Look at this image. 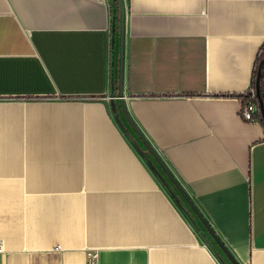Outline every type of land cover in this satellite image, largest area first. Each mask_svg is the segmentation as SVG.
Instances as JSON below:
<instances>
[{
	"label": "crops",
	"instance_id": "crops-1",
	"mask_svg": "<svg viewBox=\"0 0 264 264\" xmlns=\"http://www.w3.org/2000/svg\"><path fill=\"white\" fill-rule=\"evenodd\" d=\"M122 2L0 0V264H264V0Z\"/></svg>",
	"mask_w": 264,
	"mask_h": 264
},
{
	"label": "built area",
	"instance_id": "built-area-1",
	"mask_svg": "<svg viewBox=\"0 0 264 264\" xmlns=\"http://www.w3.org/2000/svg\"><path fill=\"white\" fill-rule=\"evenodd\" d=\"M258 113L257 93L253 88H250L246 94V102L242 109V117L247 121H255ZM4 252L3 242L0 240V253ZM88 257L91 264H97V253L95 251H88Z\"/></svg>",
	"mask_w": 264,
	"mask_h": 264
},
{
	"label": "trees",
	"instance_id": "trees-1",
	"mask_svg": "<svg viewBox=\"0 0 264 264\" xmlns=\"http://www.w3.org/2000/svg\"><path fill=\"white\" fill-rule=\"evenodd\" d=\"M111 2H112V7L114 9V11H113L114 18L116 21H118V23H121V19L123 16V2H122V0H111ZM261 80H262V77H261ZM256 86H257L256 80L254 79L252 82L251 88L256 87ZM246 94L240 96V97H243L244 102H246ZM261 96L263 97V100H264V95H263L262 91H261ZM258 111H259V113H257V117L264 126V115L260 110H258Z\"/></svg>",
	"mask_w": 264,
	"mask_h": 264
},
{
	"label": "rangeland",
	"instance_id": "rangeland-1",
	"mask_svg": "<svg viewBox=\"0 0 264 264\" xmlns=\"http://www.w3.org/2000/svg\"><path fill=\"white\" fill-rule=\"evenodd\" d=\"M262 74H263V70L261 69V63H260V66H259V69H258V78H259V75L262 76ZM253 89L257 93V106H258V110H260L261 112L263 110V112H264V100H263V97L261 96V91L263 89L262 83H261V87L260 88H258L256 86V87H253ZM261 108H262V110H261Z\"/></svg>",
	"mask_w": 264,
	"mask_h": 264
},
{
	"label": "water",
	"instance_id": "water-1",
	"mask_svg": "<svg viewBox=\"0 0 264 264\" xmlns=\"http://www.w3.org/2000/svg\"><path fill=\"white\" fill-rule=\"evenodd\" d=\"M123 25H124V14H123V16H122V19H121V28H122V30H123ZM120 77H121V81H122V69H121V75H120ZM260 79H261V76L259 75V78H258V82H257V87L258 88H260ZM260 90V89H259ZM261 110H262V108H261ZM262 113H263V115H264V112H263V110H262ZM182 192V194L185 196V198L187 199V200H189V198H188V196L185 194V192L182 190L181 191ZM190 201V200H189ZM235 264H237L236 262H235Z\"/></svg>",
	"mask_w": 264,
	"mask_h": 264
}]
</instances>
